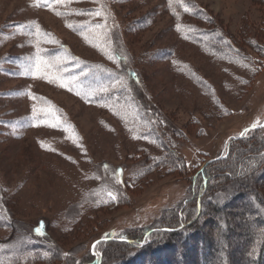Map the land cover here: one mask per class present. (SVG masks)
I'll use <instances>...</instances> for the list:
<instances>
[{
  "label": "rangeland",
  "instance_id": "obj_1",
  "mask_svg": "<svg viewBox=\"0 0 264 264\" xmlns=\"http://www.w3.org/2000/svg\"><path fill=\"white\" fill-rule=\"evenodd\" d=\"M263 151L264 0H0V264H106L198 202L250 208L228 167Z\"/></svg>",
  "mask_w": 264,
  "mask_h": 264
},
{
  "label": "trees",
  "instance_id": "obj_2",
  "mask_svg": "<svg viewBox=\"0 0 264 264\" xmlns=\"http://www.w3.org/2000/svg\"><path fill=\"white\" fill-rule=\"evenodd\" d=\"M143 110L145 111V109ZM245 148L246 147H238V150H246L247 148ZM248 156V154H245L237 160V157H235L234 159L236 162H231L228 167L235 172H240L242 167L245 165L248 171H241L243 174L245 173L243 176L236 177V173L230 174L226 169V171L224 169L220 170L225 167L224 165L215 167L213 169V173L220 174L222 171L221 174L223 175L219 176L229 178L236 177L238 180L235 179L236 181H234V183L237 182V185L245 186V190H233L229 197L225 199L226 203L233 202L239 197L240 199L243 198L252 200L255 202L254 206L250 208H243V206H241L236 209V211L222 213L220 214L222 217L221 220L217 221L214 218V215L216 214L215 209H204L203 204L201 205L198 202L196 203V210L197 214L199 213V216L196 215L194 219L187 222H182L180 225L175 227L165 226L159 229H154L151 234L157 232L160 235H154V237H151L149 242L147 241L143 243V246L141 245V240L145 234L136 238L130 237L128 238L129 240L118 241L120 244L127 245L126 248L129 246L133 248L126 252L127 254L123 253L117 258H112V260L106 264H189V261L186 259L187 254H191L193 260L196 261V264H231V257L233 256V250L231 249L234 248H238L244 264H264V220L261 219L257 223H252L253 218L251 217L252 215H264V180L260 181V179L264 178V151L250 155L251 157ZM225 159L213 160L209 162L204 169L206 170L211 164L216 165L217 162ZM251 164H262V168L260 169L261 171L256 175L255 173H250V180L246 178V182L240 181L239 179L242 177L248 176L249 171H253V166ZM205 170L202 172V175H204L202 181V186L204 185V189L207 188L208 184L206 180L209 179V177L206 176ZM209 199L212 198L209 197ZM209 201L211 200H206L208 205H210ZM206 214L207 217H205V221H200L201 216ZM229 216H233V218L237 217L243 221L241 223V227H238L242 229V232L239 233V235L235 232V227H230L233 221L231 218H229ZM210 225H214L215 228H219L220 230V227L224 226V229L231 233V237L233 236L237 240L239 237H241V240H238V243H236L234 247L229 246L227 245V240L229 237L223 236V229L221 230V234H216V230H214V232ZM166 228L169 230H165ZM184 241L191 242V244L184 245ZM218 241H223L227 246L221 248L219 245H217ZM137 244L139 245L137 246ZM229 247L231 248L229 249ZM167 250H169V254L171 253L170 255H172L173 251L175 250L176 257L169 258L167 255L165 256L164 253ZM10 252L21 254L25 253V250L22 247H16V249H10ZM153 254L158 256V261L157 259L155 260L151 258L150 255ZM101 260H104L103 256H101ZM98 263L99 261L95 260L94 263L92 262L91 264Z\"/></svg>",
  "mask_w": 264,
  "mask_h": 264
},
{
  "label": "water",
  "instance_id": "obj_3",
  "mask_svg": "<svg viewBox=\"0 0 264 264\" xmlns=\"http://www.w3.org/2000/svg\"><path fill=\"white\" fill-rule=\"evenodd\" d=\"M213 160H215V159H213ZM213 160H209L208 162L205 163L204 166H206L209 162H211V161H213ZM165 230H169V229L166 228Z\"/></svg>",
  "mask_w": 264,
  "mask_h": 264
},
{
  "label": "snow or ice",
  "instance_id": "obj_4",
  "mask_svg": "<svg viewBox=\"0 0 264 264\" xmlns=\"http://www.w3.org/2000/svg\"><path fill=\"white\" fill-rule=\"evenodd\" d=\"M63 86V85H62ZM69 90H71V89H69ZM36 231L39 233L40 232V229L38 228V229H36Z\"/></svg>",
  "mask_w": 264,
  "mask_h": 264
}]
</instances>
